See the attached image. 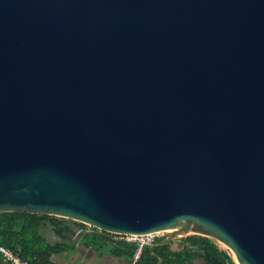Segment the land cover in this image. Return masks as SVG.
I'll use <instances>...</instances> for the list:
<instances>
[{"label": "water", "instance_id": "1", "mask_svg": "<svg viewBox=\"0 0 264 264\" xmlns=\"http://www.w3.org/2000/svg\"><path fill=\"white\" fill-rule=\"evenodd\" d=\"M0 212L264 264V0H0Z\"/></svg>", "mask_w": 264, "mask_h": 264}, {"label": "trees", "instance_id": "2", "mask_svg": "<svg viewBox=\"0 0 264 264\" xmlns=\"http://www.w3.org/2000/svg\"><path fill=\"white\" fill-rule=\"evenodd\" d=\"M48 226L62 242L51 243L42 234ZM87 246L103 249L108 246L111 253L127 256L133 260L137 245L124 240H115L117 234L99 231L72 219L30 212H0V244L19 253L31 264H56L54 256L75 249L73 236L77 231ZM166 236L146 246L135 264H237L232 256L207 236L190 235L184 237L185 246L181 251H173L171 244H164ZM0 264H12L3 261Z\"/></svg>", "mask_w": 264, "mask_h": 264}, {"label": "rangeland", "instance_id": "3", "mask_svg": "<svg viewBox=\"0 0 264 264\" xmlns=\"http://www.w3.org/2000/svg\"><path fill=\"white\" fill-rule=\"evenodd\" d=\"M88 226L90 227V229L93 228V226H91L89 224H88ZM99 231H101V230L99 229ZM171 232L172 231L164 230L163 236H166V238H167ZM44 235H45V237H48L47 240L53 244L58 243V242H62L61 239H59L54 234V232L52 231V229L50 227H48V229L45 230ZM190 235H195V234L194 233H186L184 235V237L190 236ZM184 237L180 236V237L176 238L175 240H173L172 244L183 245V243H185ZM209 238L214 240L221 249L226 250L232 256V254L227 249H225L226 246H224L219 240H216L213 237H209ZM73 240H74L73 243L76 245V247H78V249H71V250H68V251L61 253L59 255H55L54 261L56 264H132L133 263V260L130 257L117 256V255L111 253L110 248L108 246H106L100 250L95 248V246H93L94 248L92 247L94 250L83 249V247H86L87 245H85L83 243V237L80 236L79 230L76 232V235L73 236ZM232 258L234 259L233 256H232ZM196 261H197V264H204L203 261L200 259L196 260ZM235 262H236V260H235Z\"/></svg>", "mask_w": 264, "mask_h": 264}, {"label": "built area", "instance_id": "4", "mask_svg": "<svg viewBox=\"0 0 264 264\" xmlns=\"http://www.w3.org/2000/svg\"><path fill=\"white\" fill-rule=\"evenodd\" d=\"M164 233L153 232L147 234H117L114 237L115 240H124L128 242L135 243L137 245L134 264L140 258L144 248L146 246L154 245L156 240L160 237H163ZM0 257L3 261L12 263V264H31L29 261L22 259L19 253L14 252L10 248L0 244Z\"/></svg>", "mask_w": 264, "mask_h": 264}, {"label": "crops", "instance_id": "5", "mask_svg": "<svg viewBox=\"0 0 264 264\" xmlns=\"http://www.w3.org/2000/svg\"><path fill=\"white\" fill-rule=\"evenodd\" d=\"M48 229V226H45V227H43L42 228V230H41V234L45 237V235H44V232H45V230H47ZM46 239L48 238V237H45ZM185 246V244L183 243V245H177V244H171V247H172V249H173V251H181L182 249H183V247ZM94 248V247H93ZM92 248V246H86V247H83V249H85V250H90V249H92V250H94ZM75 249H78V247H76ZM132 264H134V263H132ZM195 264H197V261H195Z\"/></svg>", "mask_w": 264, "mask_h": 264}, {"label": "bare ground", "instance_id": "6", "mask_svg": "<svg viewBox=\"0 0 264 264\" xmlns=\"http://www.w3.org/2000/svg\"><path fill=\"white\" fill-rule=\"evenodd\" d=\"M169 231H173V229H169ZM224 246H226L222 241H220ZM225 249H227L230 253H231V251L227 248V246H226V248ZM232 254V253H231ZM232 256L234 257V255L232 254ZM234 259L236 260V258L234 257ZM236 262L237 263H239L237 260H236Z\"/></svg>", "mask_w": 264, "mask_h": 264}]
</instances>
